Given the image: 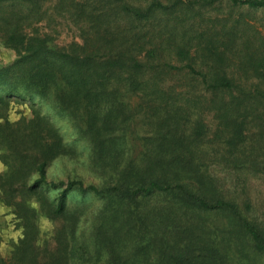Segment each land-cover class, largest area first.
Wrapping results in <instances>:
<instances>
[{"label":"trees","instance_id":"trees-1","mask_svg":"<svg viewBox=\"0 0 264 264\" xmlns=\"http://www.w3.org/2000/svg\"><path fill=\"white\" fill-rule=\"evenodd\" d=\"M44 1L0 0L3 42L16 54L0 64V202L21 226L10 257L0 255V264H69L68 238L74 239L83 214L68 202L74 191L105 198L92 235L111 261L226 264L221 240L233 239L248 264H264V224L249 217L207 169L219 165L264 175V55L241 48L264 39L249 22L230 20L235 7L264 8V0H145L144 6L65 0L81 22L80 41L65 46L24 27L44 12ZM223 1L225 16L181 29L177 53L187 61L168 66L182 71L185 87L164 84L166 63L161 48L150 45L154 36L147 28L159 13L202 15ZM33 97L72 122L89 145L93 170L104 175L101 183L47 178L48 164L74 145ZM25 98L31 115L8 120L11 101ZM198 105L214 110L219 120V140L212 144L205 140L202 116L196 111L191 117ZM137 116L148 127H140ZM210 212L225 222L212 226ZM39 215L61 222L50 239L40 240ZM144 226L153 234L126 255V227ZM147 251L154 253L151 263L138 257Z\"/></svg>","mask_w":264,"mask_h":264},{"label":"rangeland","instance_id":"rangeland-1","mask_svg":"<svg viewBox=\"0 0 264 264\" xmlns=\"http://www.w3.org/2000/svg\"><path fill=\"white\" fill-rule=\"evenodd\" d=\"M65 0H46L43 3L44 12L40 14L39 18L32 23L31 26H26L25 29L30 30L31 27L37 28L40 32H46L50 35L53 42L58 46H65L72 41H80L78 22L71 11L73 9L65 3ZM127 4L129 6H144L145 0H109V6L114 4ZM100 5L99 2L96 3ZM228 4L222 2L216 8L205 12L202 15L194 12H181L177 13H159L158 20L151 27L147 28L150 35L154 36V40L150 45H155L161 48V59L166 63L164 71L161 74L164 84L176 85V89H183L185 79L182 76V71L171 68L168 65L182 66L187 61L183 59L181 55L177 53L179 47L182 46L181 29L185 26L193 23L200 28L198 23L204 25L209 17L215 21L225 16L228 12ZM237 18L242 21L249 22L253 30L258 31L259 35L264 39V8L247 9L244 7H235L230 20H236ZM201 19H203L201 21ZM120 23L126 25V19L121 17ZM243 51L255 52L264 55V42L255 37V40H251L249 45L241 47ZM15 51L6 46L3 42V35L0 29V64L8 63L15 58ZM251 75V73H249ZM264 85V81L262 82ZM190 89V88H188ZM37 103H40L42 110L50 115L54 124L58 126L63 139L74 145L71 152L65 156H59L54 158L47 167V178L54 179H66V178H78L84 185L88 183L99 184L102 181L103 173H98L93 170L89 159V145L84 139H79L76 130L72 122L66 118L56 115L50 108V106L41 101L37 97H33ZM200 106L203 104L198 102ZM30 99L25 98L23 100L17 99L11 101L10 108L7 113V118L10 121L16 120L21 115L30 116L31 107ZM194 108V112L191 117L194 118L197 113L202 116V121L206 125L205 140L212 142L218 141L219 138L214 132L219 125V120L214 117V110H208L201 108L200 106ZM184 115V114H182ZM136 122L143 129L148 127V120H143L141 116H137ZM222 152L220 148L219 153ZM213 154V153H212ZM5 165L0 161V172L4 171ZM208 172L223 180V188L236 200V202L246 210V214L249 217L264 224V175L259 172H251L245 170H226L219 165L207 166ZM70 205H80L79 208L83 209V214L80 216L78 223L75 225L74 239L68 238V245L73 243V250L69 258V264H124V262L109 260L106 247L99 245L93 238V231L96 222V214L101 210L105 204V198L94 195L93 193L81 194L77 191L72 192L68 197ZM207 219L214 225H222L225 222V218L220 217L218 214L212 212L207 214ZM59 221H51L41 215L37 218V226L39 230V237L42 241L45 238L50 239L53 232L52 229L55 225L59 224ZM131 233H125L128 239L126 246L123 247V252L128 254V251H139L142 237L143 241H147L149 234H153V230L148 226L144 227H126ZM21 235V226L18 225V220L15 217L12 209L0 202V255L4 258H9L13 248V243ZM217 238L220 239L222 234L216 232ZM224 250L227 253L225 258L226 264H248V257L239 253L235 246V241L229 239L228 241L221 240ZM242 247H240L241 249ZM139 258L147 259L152 262L154 259V253L147 251L138 256ZM131 264V263H129ZM147 264V263H142Z\"/></svg>","mask_w":264,"mask_h":264}]
</instances>
